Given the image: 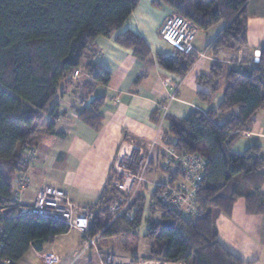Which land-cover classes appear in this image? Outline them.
Masks as SVG:
<instances>
[{
    "label": "trees",
    "instance_id": "trees-1",
    "mask_svg": "<svg viewBox=\"0 0 264 264\" xmlns=\"http://www.w3.org/2000/svg\"><path fill=\"white\" fill-rule=\"evenodd\" d=\"M139 1L0 0V208L6 209L0 211V264H16L31 247L40 252L55 236L69 231L60 220L20 213L14 185L24 170L21 156L60 84L74 79L76 68L88 77L81 83V102L89 99L87 106L77 109L78 117L99 128L103 97L90 96L97 84L108 83L110 73L90 59V48L98 36L117 31ZM152 3L169 7L198 29L222 23L210 43L214 49L246 45L248 0ZM116 41L131 48L141 61L150 56L144 38L132 31L118 34ZM256 51L257 61L249 66L228 69L220 63L212 64L210 72L197 79L205 87L198 91V98L210 103L222 89L220 102L215 108H194L183 117L171 116L163 133L168 148L203 160L202 177L194 190L197 211L185 215L168 208L160 199V194L178 179L176 169L163 164L166 153L162 150L150 166L166 175L168 182L160 179L152 185L141 183L125 206L129 217L113 216L109 205L117 199V190L108 177L98 201L89 207L93 220L88 236L122 235L125 248L128 236H143L150 243V258L191 260V264H245L218 242L214 221L219 214L229 215L240 197L246 212L264 213L260 146L252 143L242 152L230 148L233 140L252 128L256 112L264 107V42ZM197 57L194 51L176 50L173 55L157 53L155 58L162 69L182 78ZM158 108L153 111L155 119L158 110H163ZM47 130L62 135L53 131L52 122ZM142 221L146 226L143 234Z\"/></svg>",
    "mask_w": 264,
    "mask_h": 264
},
{
    "label": "crops",
    "instance_id": "crops-1",
    "mask_svg": "<svg viewBox=\"0 0 264 264\" xmlns=\"http://www.w3.org/2000/svg\"><path fill=\"white\" fill-rule=\"evenodd\" d=\"M246 45L241 48L220 47L210 43L221 29L222 23L207 29H198L194 40V52L198 55L194 64L182 78L162 69L156 62V54L173 55V47L161 39L159 30L166 17L172 14L167 6H155L152 0H140L124 24L109 36H98L90 48V59L109 71L107 84H97L90 98L103 97L100 110L102 120L94 128L78 117L77 109L89 104L81 102L83 80L86 75L61 83L58 94L44 114L38 133L29 142L37 147L39 160L25 168L29 181L19 197L28 204L44 185L63 190L79 208L88 209L98 201L110 175L121 144L126 151L136 146L153 143L149 162L162 152V140L170 124V117H183L191 109L215 108L222 98V89L217 91L210 103L201 102L198 91L205 90L197 81L210 72L214 63L226 68H238L254 63V52L264 42V0H248L246 5ZM132 31L144 38L150 48V56L141 61L131 48L116 41L118 34ZM201 56V57H200ZM175 97H169L170 87ZM158 110L159 117H153ZM53 123L51 134L48 124ZM249 135H240L230 144L233 151L242 152L254 143L260 146L264 159V107L255 116ZM166 146V145H165ZM127 152V153H128ZM152 170L143 183L153 184L162 174ZM148 168V169H149ZM264 173V167L262 168ZM264 191V184L261 188ZM217 240L221 246L241 259L245 264H264V213L246 212L244 199L238 198L229 215L219 214L214 221ZM72 230V229H71ZM55 236L52 242L60 236ZM143 234L144 232L141 231ZM77 245L66 250L53 251L60 257L58 264H103L107 257L119 264H191V260H164L149 257V241L143 236H128L125 248L122 235H96L95 244L85 247L83 236L77 233ZM50 242V243H52ZM36 254L39 252L35 251ZM38 256V255H37Z\"/></svg>",
    "mask_w": 264,
    "mask_h": 264
},
{
    "label": "built area",
    "instance_id": "built-area-1",
    "mask_svg": "<svg viewBox=\"0 0 264 264\" xmlns=\"http://www.w3.org/2000/svg\"><path fill=\"white\" fill-rule=\"evenodd\" d=\"M197 29L198 27L188 18L181 14L172 13L164 20L159 33L161 39L169 43L175 51L189 53L194 51L193 40ZM79 75V69H75L73 77L76 78ZM170 89L169 97L173 99L175 89L173 86ZM249 134V132L244 133V135ZM153 146V143L136 146L133 149L136 156L128 153V157L116 161L115 173L111 177V181H113L111 185L117 190V199L109 205V210L113 216L125 214L129 217L130 214L125 212V206L139 188V185L145 180L144 173L149 168L151 157L149 153H151ZM164 151L166 154L163 164L165 166L171 165L173 171L176 169L178 179L172 187H168L165 193L160 194L159 197L168 208L182 211L185 215L192 214L197 211L194 203V190L202 177L203 160L195 155H181L167 146L164 147ZM164 176L162 180L167 183L168 177ZM21 179L23 182L25 181L20 177L16 183L20 182ZM14 199L21 205V214H39L60 220L69 229L79 231L83 236L82 244L85 247L95 244V238L87 234L92 224L93 213L89 209L79 208L63 190L46 185L29 205L22 204L18 195L14 196ZM41 260L43 264H58L60 257L53 251H46L42 253ZM105 263L119 264L112 263L111 257H107Z\"/></svg>",
    "mask_w": 264,
    "mask_h": 264
},
{
    "label": "rangeland",
    "instance_id": "rangeland-1",
    "mask_svg": "<svg viewBox=\"0 0 264 264\" xmlns=\"http://www.w3.org/2000/svg\"><path fill=\"white\" fill-rule=\"evenodd\" d=\"M198 30V29H197ZM201 57V56H200ZM76 69H79L80 71V75L76 77L79 78L82 76V70L81 68H76ZM41 124V122H40ZM39 124V127L41 126ZM38 127V128H39ZM48 127V126H47ZM38 131V129H37ZM35 132L33 135L35 136L38 132ZM248 132V131H246ZM250 133V132H249ZM148 144V143H147ZM146 145V144H145ZM124 144H121V150L119 151V155L117 156V158H115L114 160V163H113V166L110 170V175H109V178H110V182L111 184L113 183V181H111V177L113 176V173L114 172V169L116 168V163L118 162V160H121V159H124L125 157H128V153L129 155H132L134 156L135 153L130 150L129 152L126 151L127 149L124 148ZM162 149L164 150V147H166L165 145H161ZM153 148L154 146L152 147V150H151V153H149V155L151 156L152 155V152H153ZM128 152V153H127ZM136 156V155H135ZM21 163L22 165L24 166V170L25 168H27L28 166H30L31 164L35 163V162H38L39 160V151L37 149V147L33 144H30L26 147L25 151L23 152V155L21 156ZM117 161V162H116ZM150 165V163H149ZM23 170V174H22V177L25 181L23 182V180L21 179L20 182L16 183V186L14 185V188H16V191L15 192V196L19 195V193H22L23 191L26 190L27 188V184L26 182L29 181L28 179V176L26 174V172ZM152 170L149 168V169H146L145 170V173H144V177H146L145 175L148 174V172H151ZM163 178V175L160 174V176L156 179V180H160ZM152 185V184H151ZM52 186V185H50ZM46 187V185L42 186L37 194L35 196H37L39 194V192L44 188ZM54 187V186H53ZM35 198V197H34ZM34 198L31 199L28 204H24V205H29L30 203H32L34 201ZM75 203V202H74ZM76 204V203H75ZM77 205V204H76ZM78 206V205H77ZM89 209V208H88ZM0 211L1 213H4L6 211L5 208H0ZM110 211V210H109ZM111 214V213H110ZM39 215V214H38ZM146 228L145 226V223L144 221H142L141 223V226H140V230L143 231L144 229ZM71 230V229H69ZM77 233H79V231H77L76 229H72L70 234L69 235H66V236H60L59 238L55 239L52 243H47L44 245V249L48 250V249H53V250H56V251H60V250H66V249H69L71 248L72 246H74L75 248V245H77L79 247V241L76 242V239H77ZM80 234V233H79ZM96 242V241H94ZM45 250L43 251H40L38 254L35 253V250L31 247L27 252L26 254L16 262V264H43L42 263V260H41V255L42 253H44ZM38 255V256H37ZM58 255V254H57ZM59 256V255H58ZM103 264H106L103 262Z\"/></svg>",
    "mask_w": 264,
    "mask_h": 264
},
{
    "label": "water",
    "instance_id": "water-1",
    "mask_svg": "<svg viewBox=\"0 0 264 264\" xmlns=\"http://www.w3.org/2000/svg\"><path fill=\"white\" fill-rule=\"evenodd\" d=\"M257 55H258V51H255V52H254V61H255V62L257 61Z\"/></svg>",
    "mask_w": 264,
    "mask_h": 264
}]
</instances>
